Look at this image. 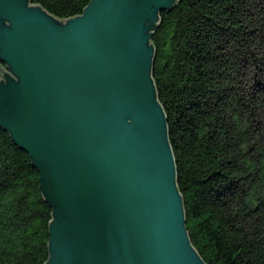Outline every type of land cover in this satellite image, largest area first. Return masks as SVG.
Segmentation results:
<instances>
[{
	"label": "water",
	"instance_id": "95a60500",
	"mask_svg": "<svg viewBox=\"0 0 264 264\" xmlns=\"http://www.w3.org/2000/svg\"><path fill=\"white\" fill-rule=\"evenodd\" d=\"M178 0H90L65 19L0 0V127L51 207L44 264H206L185 225L152 77Z\"/></svg>",
	"mask_w": 264,
	"mask_h": 264
},
{
	"label": "trees",
	"instance_id": "16d2710c",
	"mask_svg": "<svg viewBox=\"0 0 264 264\" xmlns=\"http://www.w3.org/2000/svg\"><path fill=\"white\" fill-rule=\"evenodd\" d=\"M90 0H32L65 19ZM151 38L190 241L206 264H264V0H178ZM52 209L0 127V264H44Z\"/></svg>",
	"mask_w": 264,
	"mask_h": 264
}]
</instances>
